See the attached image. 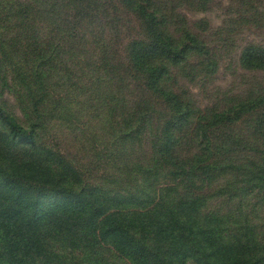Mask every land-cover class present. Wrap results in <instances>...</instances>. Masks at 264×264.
Listing matches in <instances>:
<instances>
[{
  "label": "trees",
  "instance_id": "16d2710c",
  "mask_svg": "<svg viewBox=\"0 0 264 264\" xmlns=\"http://www.w3.org/2000/svg\"><path fill=\"white\" fill-rule=\"evenodd\" d=\"M99 2L0 0L2 44L16 23L17 43L28 44L33 62L29 70L25 59L8 58L29 123L0 101V264H99L105 250L128 264H264L261 225L225 207L247 191L264 205V92L202 109L173 73L208 76L215 63L189 28L179 27L178 37L170 31L175 22L163 0H118L144 33L123 52L110 49L109 38L94 58L84 44ZM58 64L62 74L72 66L78 80L89 76L99 108L108 104V184L83 179L81 168L41 137L62 116L57 110L69 109L45 84ZM240 64L264 70V49L245 47ZM101 83L110 87L106 97L95 94Z\"/></svg>",
  "mask_w": 264,
  "mask_h": 264
},
{
  "label": "rangeland",
  "instance_id": "374dc122",
  "mask_svg": "<svg viewBox=\"0 0 264 264\" xmlns=\"http://www.w3.org/2000/svg\"><path fill=\"white\" fill-rule=\"evenodd\" d=\"M163 5L169 7L168 13L173 15L175 22V30L171 27L170 31L178 37L179 27L189 28L207 48L215 63L213 73L208 76L183 79L179 76V70L173 73V79L177 78L179 87L188 90V95L193 97L202 109L223 100L243 98L255 89L264 92V70L248 71L240 64L245 47L258 46L264 49V0H163ZM95 10L94 30L92 34L86 35L84 44L85 51L94 58H98L105 51L104 44L109 43V38L110 49L123 52L129 39L144 33L143 22L122 7L118 0H100ZM4 24L3 17L0 16V45L4 37ZM16 25L14 23L13 27ZM12 28L5 37L7 42L0 47V101L27 125L32 116L29 113V103L23 85L17 80L18 77L14 76L16 73L11 71L13 66L10 61L25 59L22 66L29 70L33 68V62L28 57V44L24 40L18 44L16 29ZM48 33L46 30L42 33L46 36L41 34L43 41H47ZM45 44L42 43L41 48ZM2 47L8 52L5 59H2ZM192 63L193 59L190 58L184 70L187 71ZM68 64L75 65V62L70 61ZM59 66L58 64L51 67L46 72L45 84L55 88L49 97L56 101L62 99L69 109L57 110L62 116L55 115L47 128L40 131L41 137L46 144L59 148L68 159L78 165L86 174L83 179L98 185L108 184L110 135L105 121L108 104L104 101L103 106L99 108L100 102L96 98L93 99V80L89 76L81 74L78 80L73 74L72 66H69V72L65 74H62L65 69L58 72ZM75 73L80 74L78 68ZM106 73V70L100 72L99 78L105 79ZM105 84L101 83L95 91L99 97L109 94L110 87ZM132 85L129 86L131 89L134 88ZM94 86L96 89V85ZM225 207L227 210L238 207V212L243 217L239 219L254 220L255 224L261 225L264 234V205L255 191H247L245 195L226 203ZM101 256L104 260L99 264H110L111 261L114 264H128L117 257L111 259L108 250ZM91 263L94 264L93 261Z\"/></svg>",
  "mask_w": 264,
  "mask_h": 264
}]
</instances>
